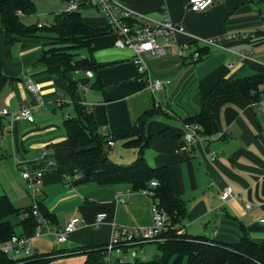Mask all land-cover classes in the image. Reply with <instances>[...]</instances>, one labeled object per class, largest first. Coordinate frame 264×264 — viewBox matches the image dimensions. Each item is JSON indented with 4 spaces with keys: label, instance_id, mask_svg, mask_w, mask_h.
<instances>
[{
    "label": "crops",
    "instance_id": "crops-1",
    "mask_svg": "<svg viewBox=\"0 0 264 264\" xmlns=\"http://www.w3.org/2000/svg\"><path fill=\"white\" fill-rule=\"evenodd\" d=\"M50 1L46 2L48 8L57 10L50 11L53 14L67 10L65 0ZM116 1L154 20L169 19L185 28L175 36L177 46L167 55H143L145 77L162 81V91L155 95L145 87L133 62V52L115 46V33L94 38L91 48L82 53L102 65L91 78L92 82L99 80L101 88L86 91L81 83L72 87L41 63L49 42L48 33L16 37L8 45L0 29V105L11 113H17L23 105L30 106L35 118L30 122L0 117V196L8 195L18 208L31 206L33 201L23 192L7 188L1 181L5 183L8 174L15 175L9 169L17 168V160L21 164L38 163L46 152L55 160L56 167L44 173L40 199L54 218L52 228L63 229L73 219L81 220L67 242L57 244L55 239L56 245H62L58 250L70 253L106 246L116 225L151 226L153 200L140 192H130L127 185L98 186L83 181L70 184L74 166L70 151L62 143L66 139L64 122L77 114L76 103L82 105L89 124L107 134L111 129L133 128L144 114L153 112L158 98L169 115L154 112L147 119L145 132L151 141L144 156L152 167L168 169L175 196L186 204L187 214L182 222L185 233L223 244L237 243L244 234L264 242V0H214L203 12L187 10L190 0ZM32 17L39 24L53 22L42 23L38 12L23 19ZM84 20L92 28L109 26L108 20L94 8L84 11ZM25 21L26 25L36 24ZM229 33L249 37L221 47L203 41ZM178 46L200 50L201 59L197 62L181 59ZM85 75L76 73L74 79L80 80ZM242 78L261 79L255 93L257 100L251 102L250 96L238 95L217 101L213 115L218 131L204 137H216L220 132L225 137L188 145L183 137V120L201 112L204 97L219 81ZM30 83L39 84L41 90L30 92ZM117 142H122V148L115 151ZM117 142L110 148H114L109 155L111 160L125 165L133 163L138 149L126 147L124 141ZM212 152L214 155L210 157ZM228 187L239 200L222 202L221 194ZM118 194L124 202H117ZM247 204L252 207L248 209ZM101 213L107 217L96 227V216ZM49 235L55 237L44 236ZM41 237L34 239L37 251V246L43 245L35 241ZM54 250L38 252L49 254ZM145 254L151 258L146 259L148 262L159 253L146 249ZM63 260L67 264H84L86 256L64 257L52 264H62ZM160 264H186V258L169 254Z\"/></svg>",
    "mask_w": 264,
    "mask_h": 264
},
{
    "label": "trees",
    "instance_id": "trees-1",
    "mask_svg": "<svg viewBox=\"0 0 264 264\" xmlns=\"http://www.w3.org/2000/svg\"><path fill=\"white\" fill-rule=\"evenodd\" d=\"M78 5V10L56 13L50 25L42 24L40 27L39 23L26 25L23 21L24 17L37 14L36 0H0V29L4 32L8 45L13 43L16 37H32L38 32L48 33L49 42L40 61L50 73L66 79L72 87H77L81 83L88 85L90 89H100L102 83L99 80L92 82L86 75L80 80H75L74 74H86L89 71L95 73L102 67L93 58L83 56L81 51L90 49L94 38L104 36L112 30L109 26L108 29L89 26L84 20V11L92 7L84 3ZM197 51L202 57L201 51ZM260 83V78L219 81L204 97L201 112L183 120L182 124L197 125L198 133L203 137L213 135L218 131L213 115L215 103L238 95L250 96L251 102H255L258 98L255 93ZM76 110L77 114L68 117L64 122L66 139L62 143L70 151V161L74 166L72 176L79 174L82 176L80 182L94 183L98 186L127 185L129 191L133 193H141L149 188L152 181H156L158 187L153 191L154 201L168 213L170 216L168 223L171 226H179L184 230L182 222L187 214L186 204L175 196L168 169L152 167L144 156L145 149L151 141V136H147L145 132L147 119L154 112L167 116L169 113L154 108L153 112L144 114L133 128L126 131L111 129L104 134L89 124L82 105L76 103ZM111 141L114 144L117 141H124L126 147L138 149L137 159L128 165L112 161L108 151L111 148L109 146ZM26 165L32 171L41 170L45 168L46 159ZM38 207L41 214L53 223L54 218L41 199L38 200ZM13 216H23L20 218V225L24 230L21 235L29 237L35 235L38 222L33 214V205L18 208L8 195H3L0 196V244L17 235L15 231L17 225L10 219ZM161 237L164 241L156 242L159 254L154 260L148 262L139 260L135 264H160L162 258L169 254L184 256L186 264L229 262L264 264V242H257L248 234H244L240 241L234 244L215 242L204 236H191L185 231L178 234L175 229L169 230ZM106 246L70 253L66 250H57L49 254L39 253L33 258L23 260L10 259L0 252V264H49L60 258L77 255L86 256L84 264H106L104 261Z\"/></svg>",
    "mask_w": 264,
    "mask_h": 264
},
{
    "label": "built area",
    "instance_id": "built-area-1",
    "mask_svg": "<svg viewBox=\"0 0 264 264\" xmlns=\"http://www.w3.org/2000/svg\"><path fill=\"white\" fill-rule=\"evenodd\" d=\"M214 0H190L187 5V10L190 12H203L212 6ZM92 8L101 13L107 20L108 25L112 32L117 35V41L115 46L119 49H129L134 54L133 62L138 69L140 78L145 87L149 89L153 94L157 95L162 91L164 83L160 80L147 78V68L143 61L144 54H150L155 57H161L167 55L172 47L177 46L175 36L178 33H183L185 28L181 25L175 24L169 19L164 21H157L145 14L135 12L116 0H91L88 4ZM78 3L71 2L68 4L67 11L78 10ZM40 27L42 24L39 25ZM249 37L248 34L241 33H229L218 38L211 40H203L207 45L221 47L225 43ZM172 40L170 43L165 41ZM200 40V39H198ZM178 56L183 60H190L197 62L200 58V52L190 51L188 46H178ZM232 67V65H230ZM88 78H92V72H86ZM87 91L88 85H82ZM30 92L36 93L41 90L39 84L28 85ZM155 109L168 113V109L164 106L158 98L155 99ZM10 116L13 119H24L30 122L35 120L30 106L23 105L17 113H11L6 107L0 105V117ZM183 137L188 145H193L196 142H208L211 140L222 139L225 137L224 132L217 133L216 137H203L198 133V126L195 124L185 123L183 124ZM109 146L113 147L114 143L109 142ZM214 153H210V157H213ZM41 159H46V165L44 169L32 171L26 164H21L17 160V168L20 170L22 178L29 184L32 189L31 198L33 201V214L37 219L38 225L35 230V235L32 237L24 235H13L9 240L0 244V252L6 257L13 260H23L33 258L39 254L34 246V239L44 236L46 234H53L56 238L57 244H63L67 242L69 234L73 233L79 224L80 219H73L63 229H53L51 221L44 217L38 207V194H42V180L44 173L47 170L56 167L54 159L44 152ZM81 175L76 174L72 176L70 184H74L81 179ZM158 187L156 181H152L148 189L141 191L142 194L150 197L153 200L152 206V225L148 227H129V226H114L110 242L105 248V263L106 264H135L139 261V253L137 248L142 247L149 243L162 242L164 239L161 237L164 233H167L171 229H175L178 234H182V230L179 226H171L168 221L170 216L161 208V206L154 201V189ZM129 193V192H128ZM117 202H124V198L121 194L116 196ZM222 202H228L229 200H239V197L228 187L221 194ZM251 204H247V208L250 209ZM106 214L101 213L96 216L94 225L96 227L101 226L105 219ZM264 223V220H263ZM174 227V228H173ZM142 261V260H140Z\"/></svg>",
    "mask_w": 264,
    "mask_h": 264
},
{
    "label": "rangeland",
    "instance_id": "rangeland-1",
    "mask_svg": "<svg viewBox=\"0 0 264 264\" xmlns=\"http://www.w3.org/2000/svg\"><path fill=\"white\" fill-rule=\"evenodd\" d=\"M53 1L54 0H51L50 2H53ZM46 2H48V0H36L38 17H39V19L41 20L42 23L52 22L53 19H54V14H53L54 12H50V11H53V10L57 11L56 9L48 8V6L46 5ZM24 19H23V21H25ZM26 21L29 22V23L32 22V21H33V23H36L37 22V18L36 17L28 18V19H26ZM83 52H86V50H82L81 54ZM83 94H84V92L81 91V96L82 97H83ZM88 95H89V92L85 93V97L87 99H88ZM117 148L118 149L122 148V142H117L116 143V148L115 149L113 148V149L115 151H117ZM113 149H108L109 155H110L111 152L114 151ZM9 171L11 173H14L15 175L8 174L6 176L5 183L2 182V181H1V183H3V185H5V187H7V188L9 187V188H13V189H19L20 192H23L30 200H32L31 197H30V195L32 194V189L29 187V184L22 178L20 170L15 167V168L9 169ZM40 197L41 196L38 194L39 200H40ZM20 218L21 217H18V216H13V217L10 218L12 220V222H14V224L17 225V226H15V231H16V234H18V235H21L23 233V231H24L23 227L20 225ZM55 239L56 238L51 236V235L43 236L41 238L36 239L35 243L40 242L43 245V246H37L38 251L41 252V253H44V252L50 251L52 248L55 249L54 251H57L58 249H61L62 245H56L55 244ZM146 249L148 250V252H149V250H156L157 254L159 253L158 246H157L156 243H149V244L144 245L143 246V251L144 252L143 251L141 252L140 247H139V248H137V251L139 253L138 256H139V259L142 260V261H144V260L146 261V259H148V260L151 259V258H149V256H148V258L146 256V254H145V250ZM53 262L54 261H52L49 264H52ZM63 262L64 263H62V264H67L64 260H63Z\"/></svg>",
    "mask_w": 264,
    "mask_h": 264
},
{
    "label": "water",
    "instance_id": "water-1",
    "mask_svg": "<svg viewBox=\"0 0 264 264\" xmlns=\"http://www.w3.org/2000/svg\"><path fill=\"white\" fill-rule=\"evenodd\" d=\"M68 4L71 3L72 0H65Z\"/></svg>",
    "mask_w": 264,
    "mask_h": 264
}]
</instances>
